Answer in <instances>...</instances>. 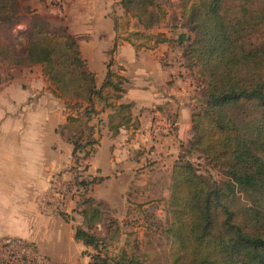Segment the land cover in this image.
<instances>
[{
	"label": "trees",
	"instance_id": "16d2710c",
	"mask_svg": "<svg viewBox=\"0 0 264 264\" xmlns=\"http://www.w3.org/2000/svg\"><path fill=\"white\" fill-rule=\"evenodd\" d=\"M163 1L121 0L123 15L115 19V30L137 50L176 43L185 67L196 71L202 93L166 201L167 233L175 246L170 264H264V0H180L187 32L178 39L151 33L165 15ZM20 5V0H0V21L14 24ZM133 21L143 30L131 31ZM31 24L25 61L41 65L54 93L72 100L67 103L73 127L68 140L74 148L72 169L78 172L99 144L88 126L97 114L95 100L115 110L110 121L114 134L130 125L132 105L114 102L127 81L109 66L97 88L65 25L52 26L39 15ZM7 55L0 47V56ZM194 154L204 161L202 169L190 159ZM77 172L78 188L84 191L100 181L82 180ZM212 172L224 175L223 181ZM95 204L89 198L84 202V227L75 228L76 239L95 252L88 264H145L125 251L115 257L102 253L105 242L92 233L103 221Z\"/></svg>",
	"mask_w": 264,
	"mask_h": 264
},
{
	"label": "crops",
	"instance_id": "0c3cea01",
	"mask_svg": "<svg viewBox=\"0 0 264 264\" xmlns=\"http://www.w3.org/2000/svg\"><path fill=\"white\" fill-rule=\"evenodd\" d=\"M39 1L44 5V11H50L46 0ZM65 1V6L61 11L57 10L55 16L77 40L87 68L94 74V58L107 62L105 56L111 54L110 71L127 81L125 92L121 99L114 101L115 105H132L130 125L121 127L114 134L110 121L115 110L95 100L97 114L88 126L94 129V137L99 142L96 150L103 145L110 150L113 168L110 176H132L129 179L131 186L123 189L128 193V199L135 197L133 189L141 198L150 195L152 182L148 173L156 168L163 174V186L168 191L163 198L169 199L173 167L183 149H188L192 137V113L197 105L194 93L196 71L185 67L175 43L160 44L154 50H137L124 40L126 34H117L113 17L114 39L117 41L120 36L119 49L117 52L113 48L110 51L93 49L85 40L90 34L87 13L92 3L99 0ZM105 1L122 10L121 0ZM122 15L123 10L120 17ZM28 25L31 35L32 26ZM23 28L26 29L19 25V31H16L21 41L24 40ZM137 30L143 29L133 21L131 31ZM4 43L0 40L1 49L8 52L6 58L0 56V242L5 237L23 239L47 256L50 264H88L91 258L84 254L88 250L75 237V228L84 227L82 209L75 206L76 201H70L63 208L60 197V191L75 178L71 161L74 148L68 140L73 127L68 123L69 110L65 104L72 100L54 93L41 65L25 61L29 46L19 54ZM106 77L95 74L97 88L102 87ZM56 142L70 147L69 155L61 156ZM51 146L54 155L50 154ZM94 170L101 171V168L89 162L85 172L100 181L90 187L87 198L100 208L109 207L98 195L109 175L94 174ZM129 205L126 201L120 210L128 214ZM61 212L72 213L76 227ZM116 212L110 208V214ZM104 215L105 212L102 223L95 226L96 230L103 224ZM78 243L85 248L84 256L83 260L74 263L72 250L74 244L80 248Z\"/></svg>",
	"mask_w": 264,
	"mask_h": 264
},
{
	"label": "rangeland",
	"instance_id": "374dc122",
	"mask_svg": "<svg viewBox=\"0 0 264 264\" xmlns=\"http://www.w3.org/2000/svg\"><path fill=\"white\" fill-rule=\"evenodd\" d=\"M38 1L20 0L21 5L19 10V19L16 17V20L12 25H10L7 21H0V40L5 42L4 44L11 47L13 51H18L19 54L25 52L26 47L30 45L31 39L29 37L31 35H29L30 29L27 28V23H29L30 26L32 25L31 18L33 16L39 15L55 27H60L62 25V22L58 20L60 18H56L55 12H58L57 10L61 11L65 6L66 1L41 0L45 1V3L49 5L50 11L47 9L44 11L42 8L44 5ZM37 3H39L38 8L36 5ZM182 4L183 3L180 0H164L163 8L165 9V15L163 20L151 32L157 33L159 31H163V33H168L172 39H178L179 35L186 33V29L182 28V25L185 23V18L182 16L184 13ZM121 13L122 10L119 6H113L105 0L94 1L92 3L87 13V26L90 29V34L88 37H85V40H88V44H91L93 49L96 50L105 48L110 51L111 48H113V51L117 52L119 45L116 43V39H114L113 18L114 20L119 18ZM61 19L64 22V19ZM22 22H26V24ZM19 25L21 27L25 26L26 28H23L24 31L22 34H24V36L22 39L24 40L22 41L19 40L18 36H16V31H19ZM173 44L174 43L171 45ZM175 49L178 53H180L182 59L184 60L180 47L178 46V48ZM105 58L107 62L109 61L108 63L103 62L99 57L94 58L92 67L96 72H94V75L97 74L98 77H104L108 74L109 66L113 63V58L111 54L110 56L106 54ZM194 93L196 95L195 97L197 98V102H199L200 99H202V93L199 89L197 76ZM67 103L68 102H65L66 105ZM56 143L58 145L57 150L59 151V154L63 157L66 156L70 147L64 145L62 142ZM54 152L55 150L53 149V146H51L50 154L54 155ZM190 159L193 163L198 164L201 169L204 166V161L198 160V156L196 154L191 155ZM71 161H74L72 156ZM85 161L82 162L81 169H78V172L76 171L77 173H80V179H85L87 181H92V179H94L83 170V168L87 167L89 162H91L92 165H95L96 168H101V171L94 170L93 173L102 174L104 177H108L109 175V177L106 178L105 182L100 186L98 195L101 199L103 198L107 201L110 208L118 211L114 214L112 213L114 215V217H112V214L109 213V207H101L103 212H105L104 222L100 225L99 229L96 230L94 228L92 230L93 234L105 242V245L101 247V250L103 251L102 253L107 254L109 257H115L125 251L130 255H135L140 260L144 261L145 264H170L175 246L167 233V228L170 222L166 210V201L168 198L164 199L163 195H167L168 191L164 189L163 174L159 171V169L156 168L155 170H152L151 173H148V175L151 176L150 179L152 182V187H150L152 192H150L148 197L141 198L140 193L133 189L135 197L131 198L130 196V199H128L129 195L128 193H124L123 189H125L128 185L131 186L129 179L132 176L129 177L127 174H123L118 177L110 176L113 174V168L111 164L110 150L106 145L98 147V149L92 153L91 157ZM76 172L74 171L73 174L75 175ZM211 176H213L217 181H223L225 177L221 173L217 172H212ZM90 190L91 188H88L85 192L84 189L76 188V193L72 201H76L75 206L77 208H85L84 202L88 199L87 194ZM126 201H129L130 203L128 207V214L121 211L123 210V205ZM61 214L68 218L67 220L73 222L76 227V219L75 216H72V213L68 214L61 212ZM78 245L80 248H78L75 244L73 245L72 252L74 263L83 260L82 257L84 256L83 250L85 248L81 243H78ZM94 253L95 252L92 249H88V254L86 255L89 256Z\"/></svg>",
	"mask_w": 264,
	"mask_h": 264
},
{
	"label": "built area",
	"instance_id": "2783aa9c",
	"mask_svg": "<svg viewBox=\"0 0 264 264\" xmlns=\"http://www.w3.org/2000/svg\"><path fill=\"white\" fill-rule=\"evenodd\" d=\"M74 163V161H72ZM76 176V173H75ZM78 188L74 178L67 188L61 190L60 197L63 205L74 198ZM0 264H50L49 260L33 244L18 238L5 237L0 242Z\"/></svg>",
	"mask_w": 264,
	"mask_h": 264
}]
</instances>
